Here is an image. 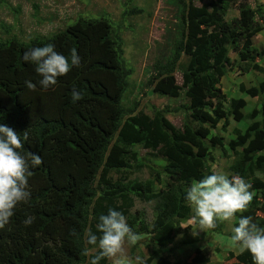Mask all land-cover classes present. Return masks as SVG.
Here are the masks:
<instances>
[{
	"label": "trees",
	"instance_id": "1",
	"mask_svg": "<svg viewBox=\"0 0 264 264\" xmlns=\"http://www.w3.org/2000/svg\"><path fill=\"white\" fill-rule=\"evenodd\" d=\"M195 1L183 0L182 40L173 61L157 66L158 78L168 76L186 57L182 86L187 90L188 110L192 114L186 117L182 128L175 127L161 111L151 117L122 105L130 71L125 67L121 39L110 27L91 38L88 61L69 82L62 76L48 89L29 90L25 84L0 80V123L21 137L27 132L28 140H21V153L26 157L36 153L42 160L40 166L29 169L30 200L18 205L9 222L0 228V264H88L96 250L86 245L87 232L99 236L98 218L109 209L121 212L127 220L133 219L130 210L134 199L156 202L157 216L148 232L147 264H210L200 249L189 260L176 262L163 256V250L174 244L182 222L193 220L194 214L184 201L185 189L213 173L208 164L210 152L216 148L229 150L234 158L232 174L241 176L252 193L246 211L234 217V225L238 226V218L243 215L264 228V180L257 176H264V82L244 91L258 99L257 107L247 114L250 124L246 130H235V135L243 134L248 145L213 136L215 127L207 124L209 115L205 111L206 101L215 100L213 114L225 126L230 124L232 113L224 109L226 96L218 87L229 70L225 57L230 50L238 54L241 63L248 64L244 72H263L255 62L257 53L252 47V37L264 28L255 24L260 10H253L244 0L239 4V17L228 22L226 16L239 0H198L201 6H196ZM87 22L84 26L94 23ZM1 29L12 34L9 26L2 25ZM241 39L244 42L240 47L237 42ZM12 42L17 49L9 72L22 70L26 64L22 59L24 45L14 35L0 40V53L8 50ZM48 43L66 57L72 49L79 57L83 54L71 31L37 37L27 46L42 47ZM260 56H264V50ZM74 89L82 94L75 104L71 101ZM246 105L244 99L230 102L234 111ZM195 110H200V115H195ZM254 142L259 143L255 154L251 151ZM136 147L155 151L164 158L165 166H149L153 178L145 181L107 184L113 172L144 167L134 151ZM157 185L162 187L156 190ZM27 216L34 218L28 226L23 223ZM132 224L139 226L136 220ZM220 228L217 227L219 231ZM187 244L182 241V245ZM227 257L229 261L235 259L227 264H253L247 251L237 255L230 252ZM100 264L110 263L101 260Z\"/></svg>",
	"mask_w": 264,
	"mask_h": 264
},
{
	"label": "rangeland",
	"instance_id": "2",
	"mask_svg": "<svg viewBox=\"0 0 264 264\" xmlns=\"http://www.w3.org/2000/svg\"><path fill=\"white\" fill-rule=\"evenodd\" d=\"M239 0L227 14L226 20L231 22L240 15ZM253 10H260L255 17V24L264 27V0H245ZM196 6L202 3L195 1ZM135 12V13H134ZM184 12L183 0H0V40L4 41L13 35L24 45L23 51L33 47L27 45L37 37H53L61 32L71 31L77 36L82 56L80 65L74 67L63 76L64 81H71L88 61L87 51L91 38L97 34H104V29H115L120 37L123 49L125 67L130 71L126 80V90L122 96V105L134 112H144L153 117L156 111H161L166 118L177 128H182L187 116L192 112L188 110L190 100L186 88H183L182 68H186V57L177 63L175 72L161 78L157 77V66L172 62L176 49L182 40ZM87 21H94L84 26ZM2 25L12 28V34L7 35L1 29ZM102 29V30H101ZM244 39L237 42L242 46ZM252 47L257 53L255 62L263 68V72H244L243 68L248 64L240 61L238 54L229 51L226 54L228 73L221 78L218 87L226 96L223 103L224 109L230 111V124L225 126L224 121L215 117L214 109L217 107L215 100H207L205 111L208 113L206 122L214 126L212 135H219L226 140L240 141L244 145L249 142L242 135H235V130L242 133L250 124L247 114L258 105L257 98H251L244 91L257 87L264 82V56L260 53L264 50V28L252 37ZM16 43L12 42L9 49L0 53V80L5 79L12 84H25L32 81L37 88L34 66L26 63L24 69L9 72L15 60ZM252 65V64H250ZM43 89V88H41ZM232 99L246 100V107L239 111L230 108ZM259 107V106H258ZM200 110H195V115H200ZM259 143L251 146L253 154L257 153ZM134 151L138 160L144 167L131 168L126 171L113 172L107 180V184L127 182L138 179L145 181L153 178V170L162 169L166 162L155 151L136 147ZM226 151V152H225ZM209 169L218 174L232 175L230 167L233 157L229 150L216 148L210 152ZM135 167V164H132ZM148 165V166H147ZM189 174L194 175L193 171ZM257 176L264 180L260 173ZM162 186L157 185L156 190ZM133 219L126 222L129 227L138 234L136 244L124 245L123 252L135 264V258L140 257L143 264H147L150 249L147 248L148 232L156 219V202L140 201L134 199V205L130 210ZM134 220L139 226H132ZM237 218L231 221H219L215 228L199 231L196 221L182 222L176 233V241L173 245L163 250V256L171 262L187 261L197 249L203 250L210 259V264H227L235 261L227 260L228 253L235 255L242 250L231 240L232 228ZM221 227V231L217 227ZM182 241L188 242L182 245ZM112 264L111 261H109Z\"/></svg>",
	"mask_w": 264,
	"mask_h": 264
},
{
	"label": "clouds",
	"instance_id": "3",
	"mask_svg": "<svg viewBox=\"0 0 264 264\" xmlns=\"http://www.w3.org/2000/svg\"><path fill=\"white\" fill-rule=\"evenodd\" d=\"M23 61L34 66L37 81L43 89L54 86L58 78L66 75L71 68L80 65V57L75 49L70 55L58 53L54 45L48 43L42 47H33L24 52ZM29 90H35L36 84L25 81ZM82 99L80 91L71 93L72 103ZM27 141V132L18 135L9 126L0 123V228H3L13 216L18 205L27 203L31 198L28 190L30 167L41 165V157L36 153H21V140ZM30 162V163H29ZM250 185L236 174L211 173L198 181H193L185 189V204L193 212V219L199 231L215 228L219 221H231L237 213L246 211L252 193ZM32 216H27L23 223L28 226L33 222ZM99 233L87 232L86 245L92 246L96 254L90 257L88 264H100L101 260H109L112 264H133L123 248L127 244H136L139 236L127 224L125 216L114 209H109L106 215H100L96 224ZM231 240L242 251L251 254L253 264H264V228H259L252 222L250 216L241 215L238 226L232 228ZM86 247L84 255H88ZM135 264H143L140 257L135 258Z\"/></svg>",
	"mask_w": 264,
	"mask_h": 264
}]
</instances>
